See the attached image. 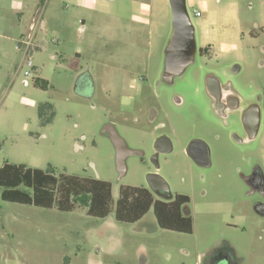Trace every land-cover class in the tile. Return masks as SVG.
<instances>
[{"label":"rangeland","instance_id":"rangeland-1","mask_svg":"<svg viewBox=\"0 0 264 264\" xmlns=\"http://www.w3.org/2000/svg\"><path fill=\"white\" fill-rule=\"evenodd\" d=\"M186 3L196 53L169 84L161 78L171 30L168 0L140 8L132 0H28L21 17L11 0H0V166L52 167L56 173L99 178L110 182L115 198L121 185L146 187L152 163L129 156L127 172L119 177L105 126L113 124L129 147L149 152L154 123L146 109L153 106L159 111L156 123H165L157 132L173 140V149L158 158V172L174 195L190 198L185 206L193 218L191 233H177L153 228L152 209L134 224L116 221L113 208L97 218L79 205L59 211L0 198V264H98V256L105 264H140L144 254L145 264H194L195 245L221 238L236 244L244 264H264V218L253 210L264 197L251 193L240 175L254 165L264 168V0ZM204 4L216 11L211 19L228 21L229 33L208 31L207 21L195 16L207 10ZM26 30L32 34L29 49L18 46ZM221 40L232 48L220 52ZM205 47L213 54L201 55ZM233 65L240 70L233 72ZM213 70L245 98L253 94L259 101L263 121L255 139L234 142L230 128L195 91ZM84 72L93 80L87 95L80 93L87 88L77 86ZM36 78L46 80L47 88L34 85ZM172 95L183 103L175 105ZM45 102L52 109L40 117L38 105ZM228 124L236 128L237 117ZM196 137L211 149L210 166L195 164L185 153L187 141ZM110 235L121 242L112 245Z\"/></svg>","mask_w":264,"mask_h":264},{"label":"flooded vegetation","instance_id":"flooded-vegetation-1","mask_svg":"<svg viewBox=\"0 0 264 264\" xmlns=\"http://www.w3.org/2000/svg\"><path fill=\"white\" fill-rule=\"evenodd\" d=\"M195 16L201 17V12H199V15ZM199 52L201 55H209L211 53L213 54V50L210 47L200 48ZM239 70L240 67L238 65H233V72H237ZM84 74L88 73L84 72ZM88 76L90 77L91 82H93L91 76L89 74ZM167 83L172 84L173 80ZM195 91H200L205 96L207 108L216 113L217 116L222 119L225 126L230 128L228 134L234 142L246 143L257 137L259 131L261 130L263 113L259 101L253 98V94H249L247 95L248 98H245L244 95H242L236 89L232 88L231 84L228 81H226L225 83L224 81H221L215 70L207 71L206 73H204L200 88H196ZM152 92L154 98H158L157 96L160 95V93L158 92ZM171 98L172 102L175 105H180L183 103L182 98L179 95H172ZM146 115L148 116L149 123H154L152 128H150L149 132L152 136L149 152H146L141 147H130L131 151L127 154L124 162V167L121 170L122 172L118 171V175L119 177H122L126 174V160L129 156H136L141 163H146L147 161H150L154 168L153 170L149 169L147 171L145 188L148 189L156 199L160 198H158V196L154 194L152 188H155L162 194L172 195V198L167 201H171L176 197H186L187 202L181 205V207L184 205L183 210L181 209V207L179 210L184 217L188 218V221L175 220V222L169 223L167 228H163L158 224L156 217H154V219H156V225H154L153 228H161L164 231H173L177 233H191L193 218L190 212L188 211V208L185 206L189 203L190 198L185 194L178 193L174 195L166 180L158 172V158L160 155L167 154L173 149V140L164 132H157L161 128H164L165 125V123L162 121L156 123L159 116V111L157 109L153 108V106H149L146 109ZM231 117H237L239 125L236 128H233V126L228 124V119ZM110 127L115 128V126L111 123H108L105 126V130L108 137ZM213 136L216 139L219 138L217 134H214ZM189 151L193 152L194 158L189 154ZM210 151L211 149L207 145L206 140L201 137L189 139L185 145L186 155L195 164L199 166H210ZM240 175L248 185L251 193H258L264 197V168L261 165H254V167L250 170L248 174ZM259 203H262V201H256L254 203L253 210L256 212V214L264 218V214H259L255 208V206ZM143 218L144 216L133 223L136 224L138 222H141ZM146 219H150L151 222L154 221V219H151L150 217H147ZM226 225L232 226V224H230L229 222H226ZM187 227H191V229L189 231H186L185 229H187ZM261 232H264V230L261 229ZM109 242L112 245H117L121 242V240L113 238L112 235H110ZM197 246L198 245L194 246V264H244L246 262V257L239 252L236 244L223 238L215 241L210 245H204L203 247ZM154 253L155 250L152 251V254ZM183 255H189V253L184 252ZM141 256L139 258L140 264L143 263V258ZM168 257L172 258V254L169 253ZM146 259L148 261L149 257H147ZM173 264L187 263L184 260H181V262Z\"/></svg>","mask_w":264,"mask_h":264},{"label":"trees","instance_id":"trees-1","mask_svg":"<svg viewBox=\"0 0 264 264\" xmlns=\"http://www.w3.org/2000/svg\"><path fill=\"white\" fill-rule=\"evenodd\" d=\"M34 85L46 89L47 81L36 78ZM50 109L52 105L48 102L39 104L40 117ZM0 189V198L7 202L55 207L59 211H71L79 205L86 208L88 215L97 218L107 217L113 208L114 218L118 222L133 223L151 209L163 228L175 220L188 221L179 210L187 202L184 196L164 201L156 199L145 187L121 185L115 198L108 181L56 173L52 167L44 170L5 162L0 166ZM190 229L187 227L185 230Z\"/></svg>","mask_w":264,"mask_h":264},{"label":"water","instance_id":"water-1","mask_svg":"<svg viewBox=\"0 0 264 264\" xmlns=\"http://www.w3.org/2000/svg\"><path fill=\"white\" fill-rule=\"evenodd\" d=\"M171 13V30L164 47V62L162 79L171 82L175 76L182 74L194 60L196 53L195 28L187 10L186 0H168ZM90 78L84 74L77 82V86H83L87 91L80 92L82 95L89 94ZM109 138L115 150L116 167L122 172L127 154L131 148L126 141L119 135L115 128L110 127ZM189 154L194 158L192 151ZM152 191L161 200H170L172 195L160 193L155 188ZM259 214H264V204L259 203L255 206Z\"/></svg>","mask_w":264,"mask_h":264},{"label":"crops","instance_id":"crops-1","mask_svg":"<svg viewBox=\"0 0 264 264\" xmlns=\"http://www.w3.org/2000/svg\"><path fill=\"white\" fill-rule=\"evenodd\" d=\"M27 1L28 0H11V9L14 10L18 14L19 17H21L22 14H23L22 11L24 9H26L27 6H28L27 5ZM152 1L153 0H132V3L137 8H140V7L144 6V5L152 4ZM204 7L207 8V5L204 4ZM215 12L216 11H213V9L209 10V8H207V10L204 13H201V17H203L207 21L206 25H207L208 31L209 30H212L215 33H221V34L229 33L228 32L229 31L228 30V26H229L228 21H225V22H222V23H217V21L215 20V18L214 19H211V16H214L215 15ZM232 13L234 15V12H232ZM33 24L35 25L36 22H33V23L29 24V27H31ZM81 24L82 25L84 24V20H82V23ZM29 33L30 32H28L26 30L25 32H22L20 34V37H19L20 41L18 42V46L19 47L22 46V45H25L24 41H25V38L27 37V35ZM6 38H13V37L12 36H7ZM31 44H32V40H31ZM31 44L27 47V49H29L31 47ZM217 48L219 49L220 52H225V51L230 50L232 47L230 46V44L228 42L221 40L217 44ZM30 54H31V52H30ZM81 75L83 76L84 74H81ZM79 78H81V77H79ZM79 78H78V82H79ZM109 251H111L110 254L112 256V253H113L112 252V249L109 250ZM145 256H146L145 254L142 256V258H143V264H145L147 262V259H146ZM97 262H98V264H105L103 262V260L99 256H98V261ZM115 264H119V262H115Z\"/></svg>","mask_w":264,"mask_h":264},{"label":"built area","instance_id":"built-area-1","mask_svg":"<svg viewBox=\"0 0 264 264\" xmlns=\"http://www.w3.org/2000/svg\"><path fill=\"white\" fill-rule=\"evenodd\" d=\"M195 15H199V12L195 11ZM33 26H34V24L31 26V28H33ZM31 40H32V34L29 33L27 35V37L25 38V41H24L26 47H28L31 44ZM26 74H28V72H26Z\"/></svg>","mask_w":264,"mask_h":264}]
</instances>
